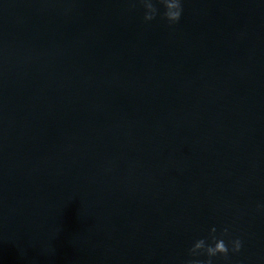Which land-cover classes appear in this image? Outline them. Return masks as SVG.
I'll return each mask as SVG.
<instances>
[{"label":"water","instance_id":"1","mask_svg":"<svg viewBox=\"0 0 264 264\" xmlns=\"http://www.w3.org/2000/svg\"><path fill=\"white\" fill-rule=\"evenodd\" d=\"M143 15L0 0V264H264V0Z\"/></svg>","mask_w":264,"mask_h":264},{"label":"clouds","instance_id":"2","mask_svg":"<svg viewBox=\"0 0 264 264\" xmlns=\"http://www.w3.org/2000/svg\"><path fill=\"white\" fill-rule=\"evenodd\" d=\"M161 4L162 12L154 6L153 0H139V5L144 9V23L149 24L159 17L170 26L178 24L184 14V0H161ZM135 6L133 3L132 7ZM257 207L258 210L264 211V204ZM242 248L243 241L239 237H231L228 227L219 235L217 228L212 227L207 237L197 239L190 248L189 255L193 257L190 264H214L215 258H227L230 254L240 253ZM199 257H206V260L201 261Z\"/></svg>","mask_w":264,"mask_h":264}]
</instances>
